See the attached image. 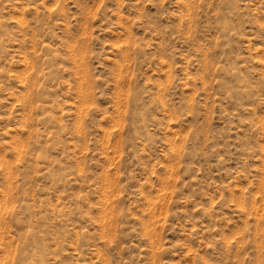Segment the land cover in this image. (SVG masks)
I'll return each mask as SVG.
<instances>
[{
  "label": "rangeland",
  "instance_id": "rangeland-1",
  "mask_svg": "<svg viewBox=\"0 0 264 264\" xmlns=\"http://www.w3.org/2000/svg\"><path fill=\"white\" fill-rule=\"evenodd\" d=\"M0 264H264V0H0Z\"/></svg>",
  "mask_w": 264,
  "mask_h": 264
}]
</instances>
